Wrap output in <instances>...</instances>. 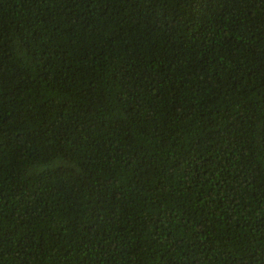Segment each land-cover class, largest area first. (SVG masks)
Listing matches in <instances>:
<instances>
[{
  "label": "trees",
  "instance_id": "16d2710c",
  "mask_svg": "<svg viewBox=\"0 0 264 264\" xmlns=\"http://www.w3.org/2000/svg\"><path fill=\"white\" fill-rule=\"evenodd\" d=\"M0 264H264V0H0Z\"/></svg>",
  "mask_w": 264,
  "mask_h": 264
}]
</instances>
